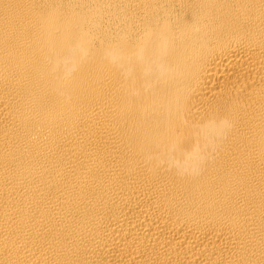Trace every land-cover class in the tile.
I'll return each mask as SVG.
<instances>
[{
	"label": "bare ground",
	"instance_id": "bare-ground-1",
	"mask_svg": "<svg viewBox=\"0 0 264 264\" xmlns=\"http://www.w3.org/2000/svg\"><path fill=\"white\" fill-rule=\"evenodd\" d=\"M0 264H264V0H0Z\"/></svg>",
	"mask_w": 264,
	"mask_h": 264
}]
</instances>
